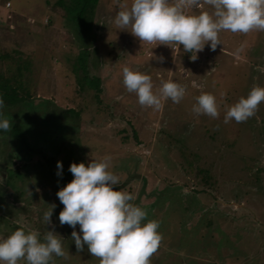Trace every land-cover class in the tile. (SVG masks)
Wrapping results in <instances>:
<instances>
[{
    "label": "rangeland",
    "instance_id": "obj_1",
    "mask_svg": "<svg viewBox=\"0 0 264 264\" xmlns=\"http://www.w3.org/2000/svg\"><path fill=\"white\" fill-rule=\"evenodd\" d=\"M55 1L0 0V50L12 55L19 50L28 61L18 79L24 81L21 92L30 97L9 110L0 108V120L12 113L9 122L24 130L27 145L51 150L57 134L50 127L57 122L52 112H66L81 131L71 139L56 138L66 146L60 159L72 155L70 168L73 162L111 158L109 170L120 180L114 188L135 196L131 203L147 212L142 223L159 224L162 239L150 264H264V102L247 121L224 123L229 107L253 87H264V31L221 32L222 44L215 51L205 45L193 61L183 46L174 44V53L166 45H142L118 29L119 5L130 6L132 0H100L84 50ZM161 56L163 62L157 59ZM16 57L7 59L9 76ZM124 67L149 75L156 93L163 82L173 81L186 94L179 103L162 99L159 109L141 106L123 83ZM204 93L216 97L218 118L192 111ZM14 143L0 134V240L19 228L37 231L41 238L54 228L68 256H54V264H100L87 245L77 252L73 228L60 225L64 205L57 193L63 187L54 193L52 180L57 183L59 176L45 171V159L32 155L20 167L23 180L6 173L10 151L18 149ZM18 164L13 160V167ZM206 173L212 183L205 187ZM19 190L23 193L16 195ZM52 205V223L45 225L43 213Z\"/></svg>",
    "mask_w": 264,
    "mask_h": 264
},
{
    "label": "clouds",
    "instance_id": "obj_2",
    "mask_svg": "<svg viewBox=\"0 0 264 264\" xmlns=\"http://www.w3.org/2000/svg\"><path fill=\"white\" fill-rule=\"evenodd\" d=\"M205 5L213 11L189 14L188 9H202ZM114 23L120 30L129 31L142 45L174 44L183 46L191 59H197L199 52L210 43L215 51L222 44L219 34L224 31L247 34L264 31V0H132L131 5L122 3ZM163 62V57H157ZM123 83L129 92L138 97L141 106L159 109L162 99L179 103L186 94L184 86L166 81L158 93L153 91L149 75L123 68ZM193 87L198 85L193 81ZM261 102H264V87L255 86L247 97L229 107L224 123L235 120L245 122L253 117ZM4 101L0 98V108ZM192 111L213 119L219 117L216 97L204 93L196 98ZM8 119L0 120V129H11ZM111 158L92 159L90 163L73 162L69 171L74 179L61 188L57 196L64 205L59 214L60 225L73 228L71 239L77 252L85 245L100 264H150V258L157 252L161 242L156 221L142 223L147 212L131 201L135 196L117 190V175L111 172ZM57 175H62L63 163H57ZM55 205L43 213L42 222L52 223ZM79 225V231L76 226ZM54 228L43 237L37 231L26 232L19 228L6 239L0 240V264H54L55 257L68 258L63 242Z\"/></svg>",
    "mask_w": 264,
    "mask_h": 264
},
{
    "label": "trees",
    "instance_id": "obj_3",
    "mask_svg": "<svg viewBox=\"0 0 264 264\" xmlns=\"http://www.w3.org/2000/svg\"><path fill=\"white\" fill-rule=\"evenodd\" d=\"M100 0H56L53 3V6L60 7L63 10V16L66 18V20L69 22V26L72 30V34L74 35L75 39L78 41L79 46L84 49L87 47V41L89 37H93V29L95 28V9L96 6L99 4ZM51 21V18L49 19ZM80 48V49H81ZM85 50V49H84ZM16 55L10 54L6 50H0V98L4 101V108L11 109L14 108L15 105L18 104H24L26 100H28L29 92H21V90L24 91L23 82L19 81L20 77L24 74L23 71L25 70L27 60H24L22 58V54L19 50H15ZM11 56L16 57L18 61H16V68L12 69L15 72L9 76L6 74V63L7 59ZM22 60V61H20ZM15 62V61H13ZM25 72V71H24ZM19 78V79H18ZM101 92V87H97V90L95 92V96L97 101H99V93ZM22 93V94H20ZM27 95V96H26ZM30 98V97H29ZM65 111H73L72 108H68ZM56 112V111H55ZM52 112L53 118H56V123L53 122V125L50 126L51 129L55 130L54 132H57L56 137L54 139V145L55 147L59 144L56 143V138L62 137H69L71 139L72 136H75L78 132H80V126L76 125L77 123H73L72 119H67L66 112L62 116L60 113L58 114ZM73 113L76 114L74 111ZM12 116V113L10 115L9 113H6L4 115V119H8ZM64 117V118H63ZM63 118V119H62ZM63 120V121H62ZM62 121V122H61ZM60 125V126H59ZM15 125L11 127V129L8 132H4L2 129H0V134L3 133L7 135L12 141L15 143V148L18 149L10 151L9 159L6 161V173L9 175L10 172L14 174L15 177H17L18 180H23L24 176L20 172V167H26L27 163L32 160V155L37 156V158H43L47 162V168L45 171L53 177L55 172H58L57 169V163L62 162L63 163V172L62 175H58L59 177L58 182H53L51 184L52 188H57L54 193H56L60 187H65L69 182H71L74 178L72 173L69 171L68 163L70 162V159H72V155L67 153V155H64L62 160L60 159V155L58 154L59 151L62 149L64 150L66 146L60 145L57 148H53L51 150H46L43 146L39 145H27V139L24 134V130L22 131L20 129L15 130ZM13 134H15L13 136ZM135 139H137L136 134L134 133ZM125 138V137H124ZM24 143V144H22ZM58 145H56V144ZM14 146V145H13ZM23 153V154H22ZM21 157L20 158V156ZM81 154V153H80ZM13 155V156H12ZM59 155V156H58ZM18 159L20 161V164L16 166H12L13 160ZM9 163L11 165H9ZM204 171L201 169L199 170V173L204 174ZM10 176V175H9ZM3 177L6 178V175L3 174ZM210 174L206 173L202 176V181L205 187L212 183L210 180ZM10 178V177H7ZM2 180V179H1ZM23 191H16V195L22 194ZM45 232V228L43 229Z\"/></svg>",
    "mask_w": 264,
    "mask_h": 264
},
{
    "label": "built area",
    "instance_id": "obj_4",
    "mask_svg": "<svg viewBox=\"0 0 264 264\" xmlns=\"http://www.w3.org/2000/svg\"><path fill=\"white\" fill-rule=\"evenodd\" d=\"M9 2H7V4H8Z\"/></svg>",
    "mask_w": 264,
    "mask_h": 264
}]
</instances>
